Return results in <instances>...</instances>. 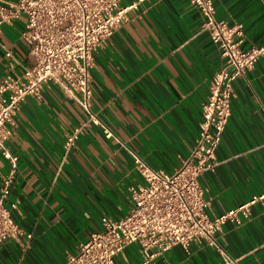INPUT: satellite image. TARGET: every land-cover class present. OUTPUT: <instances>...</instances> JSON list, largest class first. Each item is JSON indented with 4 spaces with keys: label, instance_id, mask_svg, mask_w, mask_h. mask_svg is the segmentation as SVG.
Instances as JSON below:
<instances>
[{
    "label": "crops",
    "instance_id": "0c3cea01",
    "mask_svg": "<svg viewBox=\"0 0 264 264\" xmlns=\"http://www.w3.org/2000/svg\"><path fill=\"white\" fill-rule=\"evenodd\" d=\"M132 3L89 69L90 109L112 135L87 121L51 82L38 98L20 103L8 141L18 164L5 205L31 238L0 243V264H66L79 243L100 228L101 217L119 219L129 211L128 187L142 182L132 153L169 173L192 149L200 103L222 58L188 0H119L121 7ZM213 5L217 19L241 25L243 49L264 44V0H213ZM24 23L20 15L0 26V78L10 68L20 72L33 63L20 36ZM233 87L231 113L215 150L218 164L199 177L210 215L264 196V57ZM75 127L80 133L64 153L65 135ZM6 167L0 155V181ZM247 210V217L237 213L240 223L226 221L217 240L238 264H264V197ZM143 259L134 243L115 264H143ZM220 260L216 249L196 241L186 248L175 245L150 264Z\"/></svg>",
    "mask_w": 264,
    "mask_h": 264
},
{
    "label": "built area",
    "instance_id": "2783aa9c",
    "mask_svg": "<svg viewBox=\"0 0 264 264\" xmlns=\"http://www.w3.org/2000/svg\"><path fill=\"white\" fill-rule=\"evenodd\" d=\"M188 3L198 9L202 18L200 29L207 33L222 58V65L213 74L207 95L200 103L201 120L194 145L169 173L151 168L132 153L142 182L128 187L132 203L129 211L119 219L101 217L100 228L79 243L77 250L67 256L66 264H115V257L134 243L144 258L142 263L150 264L157 254L175 245L186 248L196 241L219 252L218 264H238L221 247L217 234L228 220L240 223L237 213L247 217V205L264 196L253 197L249 203L223 214L210 215L199 177L218 164L215 150L231 113L233 83L264 57V44L243 49L241 25L217 19L213 0ZM134 7L135 3L121 7L119 0H16L0 4V26L20 15L25 17L20 36L33 58L30 66H24L20 72L10 68L0 78V155L7 166L0 181V243L31 238V233L24 232L12 219L5 205L18 164V156L8 141L20 103L27 97L38 98L42 86L51 82L78 105L87 121L100 124L106 136L112 135L111 129L90 109L89 69L95 51L126 20V11ZM6 55L11 56L10 52ZM79 133L80 127H75L65 135L64 153Z\"/></svg>",
    "mask_w": 264,
    "mask_h": 264
}]
</instances>
